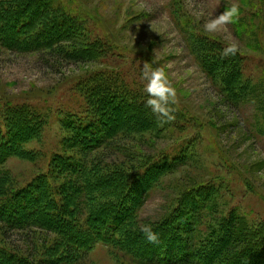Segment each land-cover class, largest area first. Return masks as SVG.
<instances>
[{"label": "rangeland", "instance_id": "obj_1", "mask_svg": "<svg viewBox=\"0 0 264 264\" xmlns=\"http://www.w3.org/2000/svg\"><path fill=\"white\" fill-rule=\"evenodd\" d=\"M0 1L16 2L11 8L24 2ZM31 1L25 9L28 23L20 30L25 47L61 36L62 43L53 47L84 53V59L61 58L58 49L0 46V140L10 127L16 130L9 147L0 149L6 152L0 203L40 181L29 195L37 191L43 198L26 211L34 217L46 207L51 214L62 203L61 216L74 234L63 225L62 235L0 223L3 264H146L153 255H143L147 241L139 225L158 227L177 210L166 241L177 225L186 230L195 219V235L205 249L208 240L223 235L221 226L229 219L253 229L264 225V0ZM234 4L238 18L215 32L205 30ZM63 16L66 27L57 24ZM53 25L65 29L32 39L42 26ZM232 43L238 46L231 57L238 58L236 82L238 71L227 68L231 61L218 60ZM221 61L228 66H216ZM145 65L149 72L163 70L176 90L172 121L159 122L145 106ZM103 94L111 104L98 102ZM12 118L20 127L8 126ZM80 124L97 126V133L77 134L89 148L73 139L70 126ZM70 162L83 172L67 169ZM115 175H121L117 187L106 180V189L90 191L92 177ZM119 202L125 209L113 210ZM96 214L105 219L95 220ZM181 245L168 246L170 259L183 253ZM152 249L163 258L161 248ZM229 256L213 264H224Z\"/></svg>", "mask_w": 264, "mask_h": 264}, {"label": "trees", "instance_id": "obj_2", "mask_svg": "<svg viewBox=\"0 0 264 264\" xmlns=\"http://www.w3.org/2000/svg\"><path fill=\"white\" fill-rule=\"evenodd\" d=\"M10 4L12 6H10ZM16 4H17L16 2L4 3L0 1V46H4L7 49L9 48L12 50H19V51L27 50L29 52H31L30 49H38V50L58 49L53 46H56L62 43L63 37L61 36L59 37L56 36L58 38L55 41L52 40L53 42L51 41L47 45H43V46L41 45V46H36V47H31V48L25 47V45H27V41L25 42L23 41V39L25 38V35L22 36L20 30H22L21 27L25 25L24 21L28 23L27 21L28 19L27 11L28 10H25V9L27 8V5H29V8L31 9L32 1L24 0V2L21 5V8L19 6L11 8L13 6H16ZM12 9L16 11H13ZM42 9L43 7L40 6L39 10H42ZM67 16L70 19L74 20L73 18H71V16L69 15ZM65 19H68V18L64 16L60 17L59 22L57 24H59L60 26L66 27L67 24H66ZM64 29H65L64 27L63 28L55 27V25H53L51 28H49L48 26L47 27L42 26L37 32L34 33L32 39L36 40L37 34H42V33L44 34V35L42 34V37L46 36L45 38H47V35H51V34H53L54 36L57 32H59V30L64 31ZM17 32L20 34L21 39L20 38H17L18 40L15 39L16 38L15 34ZM6 39L10 40L12 43L5 42ZM47 46H52V47L47 48ZM38 50H35V51H38ZM58 50L59 52H57V54L61 55V58L74 61V62H78V63L82 62V60L84 59V56H83L84 53H75L72 50L69 51L70 49H66V50L58 49ZM233 57H236V55ZM218 60H230L231 61L230 66L227 68L230 71L233 70V73L235 72L234 70L238 71V73H234L236 75V78L234 79V81L236 82L237 78H239V73H240L239 68H237L236 66V63H238V58L237 60H233L234 62H232L231 57L218 59ZM225 63L226 61H221L217 63L216 66H219V67L228 66L227 65L228 63L226 64ZM107 100L109 99L106 94H103L101 97L98 98V102L102 101L103 103H105V105L111 104V101L110 100L107 101ZM105 105L103 104L101 106H105ZM12 113L17 115L16 111H13ZM99 113H100V116H102V113L101 112ZM10 121L11 122L8 126L10 125L18 126L16 125L19 123V120L17 118L15 119L12 118ZM70 127H71L73 136H75L73 137L75 142H77L79 145L85 148L87 147L89 148V145L87 146L83 145L85 143H82L80 142V140L77 139V134H79L80 136H83L86 134L87 131H90L92 133L98 132V130H95L97 126H90V124L88 126H84L82 124H80L79 126L71 125ZM7 130H6L7 134L5 133L2 134L3 138L0 140V149L5 146L6 148L9 147V145H7L10 143L8 142L9 141L8 137H10V134L16 132V130L13 127H10V129H7ZM70 147H76V146L74 143L73 144L71 143ZM93 149H95V147ZM5 155H6V152L5 151L1 152L0 150V165L5 162L6 160ZM66 159L67 157L63 158L62 161H65ZM66 168L70 169V171H73V170L75 171V168L77 169L80 168L79 171H81V173L83 172V168H81L80 164H78L77 162H74V163L70 162L66 164ZM120 176L121 175H115V177L113 176L103 177L99 180H93V177L91 178L90 176V178L92 179L90 180V183L93 185L90 191H94L95 193V192H98L99 188L106 189L105 187L107 185L102 183V181H106V180L108 181L107 184H111V186L117 187L116 182H118V179L120 180L121 178ZM138 178H139V182L143 180L142 177H138ZM79 179H84L83 174H80ZM41 181L43 184V180ZM92 182H95V183H92ZM39 184L41 185L40 181L34 182V184H31L24 189L15 191L13 194L8 196L4 201H2L0 203V223H3L11 227H17L18 225L19 226H26V225L37 226V227H40L46 230H51V231L54 230L55 232L59 234H62V230H61L62 228H60V225H63L65 228H68L70 231H73L69 227V224L67 225L64 223L63 217L61 216V214L63 213L62 203L58 205V207L60 208L57 212H52L51 214H49L50 212H48L46 210V207H44L45 209L38 211L36 216L30 217L31 214H29V212L26 211L25 209L27 208L26 205H28L29 203H34L33 208L36 207L41 202L43 195L37 191H32V194L29 195L30 193L29 191L38 189L40 187ZM86 189L88 190V188ZM143 194H144V185L140 184L139 189H138V198H137L139 199V201H141ZM112 209L113 210L120 209V211H122L125 208H121L120 202H119L117 203L115 208L112 207ZM191 210L194 214H198L196 209H191ZM44 213L46 214V216L43 215ZM177 214H179L178 210L171 217L162 221L158 227L156 225L155 227H153L154 228L153 230L159 229L157 232L159 234V243L153 245L147 242L145 246H142L144 256L149 257V252L151 253V251H152L151 254L153 255L151 258H147V260L144 263L146 264H213V262L216 261L214 259H216L217 257H222L223 255L225 256L231 255L226 261H224V264H264V225H261L260 228L253 229V228H250L249 226H245V224H243V226L242 225L240 226L237 220L229 219V221L225 225L221 226V231L223 232V235L216 237L217 238L216 240H208L205 244L207 247L205 249L199 246L198 244V240L195 235L196 231H195V228H193L195 227L194 225L196 224L195 219L192 220L191 226H189L191 228L189 229L185 230V226H182L183 224L177 225L176 228L172 229L176 231V232L174 231V236H171L170 239L166 241V237L168 235H171V233H173L171 229H169L170 233H167L168 232L167 228H169V224L171 220L175 219V216ZM47 215L49 217H47ZM96 215L98 217L95 216L96 218L95 220H98L99 222L105 219L104 217L101 216V214H96ZM112 217L113 215L108 216V218L110 219ZM14 218L15 220H13ZM61 218L62 220H59ZM108 226L110 228H113L115 224H112L111 222L108 224ZM57 228H60V229H57ZM73 234H74V231L72 235ZM71 237L76 243L77 242L79 243L77 239H75L73 236ZM174 241H179V242L181 241V244H182L181 247H182L183 253L181 254V251L176 250L178 252L177 253L178 256L174 255V257L170 259L169 258L170 249L168 246ZM214 241L217 243L215 244ZM91 246L92 244H89V246L87 247L88 248L87 250H89ZM154 247L161 248L163 258L159 254H155L156 251H158V249H152ZM2 253L3 251H0V264H3L4 262L3 259L5 255H3ZM205 256H207L208 258L205 259ZM200 257H204V261H202ZM78 261H79V258H76L74 262L77 263Z\"/></svg>", "mask_w": 264, "mask_h": 264}, {"label": "clouds", "instance_id": "obj_3", "mask_svg": "<svg viewBox=\"0 0 264 264\" xmlns=\"http://www.w3.org/2000/svg\"><path fill=\"white\" fill-rule=\"evenodd\" d=\"M239 14V6L234 4L217 19L206 23L204 28L208 32H215L221 25L238 18ZM237 53L238 46L232 43L223 48L221 55L223 58H228L237 55ZM145 69L143 74L146 79L144 91L147 95V99L145 106L151 110L159 122L164 123L172 121L175 117L172 114L174 110L171 105L176 102V90L171 85L163 70L156 69L149 72V70H147L148 65H145ZM139 231L143 234V237L148 243L153 245L159 243V234L153 230L150 224H140Z\"/></svg>", "mask_w": 264, "mask_h": 264}]
</instances>
